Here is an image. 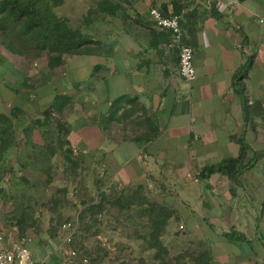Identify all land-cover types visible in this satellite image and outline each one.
<instances>
[{"label": "crops", "instance_id": "0c3cea01", "mask_svg": "<svg viewBox=\"0 0 264 264\" xmlns=\"http://www.w3.org/2000/svg\"><path fill=\"white\" fill-rule=\"evenodd\" d=\"M115 2V15L86 22L88 9L61 13L79 19L87 43L59 66L48 68L45 55L0 52V110L19 137L0 160V185L20 186H0V201L13 190L21 198L47 191L69 147L109 184L150 189L193 243L210 247L214 264H264V0ZM151 7L179 15L193 50L191 82L179 74L172 34L154 25ZM55 102L59 113H48ZM55 118L65 122L64 135ZM240 140L247 167L234 179L199 177L202 166L238 155ZM231 228L244 239L229 240ZM55 238L22 235L0 213V250L24 239L34 259L59 264Z\"/></svg>", "mask_w": 264, "mask_h": 264}, {"label": "trees", "instance_id": "16d2710c", "mask_svg": "<svg viewBox=\"0 0 264 264\" xmlns=\"http://www.w3.org/2000/svg\"><path fill=\"white\" fill-rule=\"evenodd\" d=\"M63 2L64 0H0V44L9 52L20 56L37 58L45 55L50 69L63 64L67 56L80 52L82 46L87 43L83 33L74 30L70 25V19L57 13L56 9ZM92 2L94 5L88 8L83 17L85 22L92 14L115 15L121 7L115 0H92ZM170 14H177V12L174 11ZM59 106L58 102H55L52 108L48 109V113L53 110L59 113ZM60 119L55 118V122L61 131L59 132L64 135L65 122ZM21 135L24 136L25 132L22 131ZM18 141L19 137L14 133L11 116L0 110V160L8 149L15 146ZM240 144L238 155L226 158L216 164L202 166L199 177L207 179L213 173H220L234 179L242 168L247 167L243 160L248 147L241 140ZM63 151L65 161L71 163L73 159H76L72 156L74 154L72 148L66 147ZM97 180H99L96 182L99 187L95 190L96 192L88 201L81 200L82 208L79 212V229L83 232L81 235L87 237L85 232H88L96 224L98 217L104 211L106 212L107 207L115 206L131 221L136 217L142 219V226L146 228V234L135 233V236L143 238L146 248L152 250L148 264H214L212 251L207 245L192 243V247L174 255L169 254L162 241V234L168 220L175 216V210L150 201L143 194L141 185L125 189L111 183L102 189L103 183L100 182L104 181L102 178ZM51 198L53 203L51 207H56L60 198L57 196ZM24 204L25 209L18 221L21 233L24 232L27 223H34L32 204L30 202ZM58 227L57 229L60 231ZM225 236L236 242L245 237L243 233L233 228L226 232ZM57 243H59V239L56 240L55 244L57 245ZM75 248L77 257L72 261V264H102L101 260L109 255L108 249L100 243L92 248L83 247L82 244ZM83 258H86L87 261L83 262Z\"/></svg>", "mask_w": 264, "mask_h": 264}, {"label": "rangeland", "instance_id": "374dc122", "mask_svg": "<svg viewBox=\"0 0 264 264\" xmlns=\"http://www.w3.org/2000/svg\"><path fill=\"white\" fill-rule=\"evenodd\" d=\"M64 2L63 12L59 11V8L56 9L60 14L73 13L74 15H78L81 12L84 14L90 5V0H66ZM70 25L74 30H79L80 32L84 29L79 19L72 16ZM0 52L11 58H17L16 55H18L9 52L1 44ZM12 54H15V57ZM31 64L32 67H37L33 65V63L28 64L27 67H30ZM1 89L5 92L4 88L0 87V90ZM81 154L82 153L72 154L73 158L75 157L79 161L78 165H75L76 159H73L74 162L72 164L68 162L66 166H60L56 169V180L53 181L54 184H50L49 181L45 182L48 185V192L45 191L44 188H41V190H36L35 194H30L28 198H21L14 190L11 194L12 196L8 197L6 195V198L3 199L4 202H2V200L0 201V213L2 216H4L7 221L9 220L11 224L16 225L18 229H21L18 221L25 209L24 203L30 202L33 209L32 218L34 219V223H27L28 225L25 227L22 235H24V233H36L41 236L51 235L54 237L56 236L55 239H59L60 241L62 232L58 231L57 227L60 226L64 220L76 216H78L79 220V212L82 208L81 200L88 201L94 192H96L95 190L99 187L96 183L97 181L99 182L97 179L102 178L104 181L100 182L103 183L102 189L109 184V182L106 181L107 179L103 177V174L99 177L95 175L92 170H89V165L86 164ZM72 169L73 171H71ZM66 171L68 172V178L65 179L64 174L67 173ZM23 183L25 182H17L19 185ZM4 184L5 185L0 186L10 190L13 188L19 189L20 187L14 186V183L11 181H9V183L5 181ZM59 188L61 189L57 190ZM144 191L143 189V194ZM148 191H150V189L145 192L150 194ZM52 196L59 197L62 203L59 202L56 207H51L53 204L51 202ZM145 196L147 197V195ZM147 198L152 202L170 208L161 198L153 194H150ZM175 216H172L168 220L162 234V241L166 245L170 255L177 254L193 245V240L189 239V230L186 228L185 230L181 229L179 227L180 225H178V219ZM51 217L53 218L51 219ZM142 222V219L138 217L131 221V219L119 212L115 206H109L106 212L104 211L100 217H98L96 224L88 232H85L87 237L81 235L83 232H81L78 226L77 232L70 245L75 248L82 244L83 247L92 248L100 243L109 251L108 257L101 260L102 264H148L152 250L146 248V243L143 238L135 236V233L146 234V228L142 226ZM194 244L199 245V243L195 242ZM72 263L73 262H70L69 264Z\"/></svg>", "mask_w": 264, "mask_h": 264}, {"label": "built area", "instance_id": "2783aa9c", "mask_svg": "<svg viewBox=\"0 0 264 264\" xmlns=\"http://www.w3.org/2000/svg\"><path fill=\"white\" fill-rule=\"evenodd\" d=\"M149 14L152 22L158 28L170 30L172 36L169 47L174 48L178 55V71L181 77L191 82L195 78V68L193 65L192 47L182 40V30L180 27V17L178 14H163L157 7H151ZM79 226L78 216L64 220L59 228L62 237L58 243L61 252L59 264H69L77 257V249L71 247V243ZM182 228V225L179 226ZM87 259L83 258V262ZM0 264H45L42 260L33 258L32 252L26 240H20L9 250H0Z\"/></svg>", "mask_w": 264, "mask_h": 264}]
</instances>
